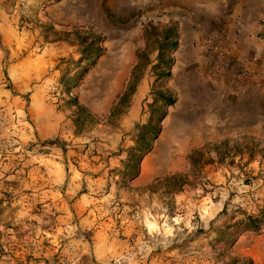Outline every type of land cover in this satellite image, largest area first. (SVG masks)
<instances>
[{"label":"rangeland","instance_id":"rangeland-1","mask_svg":"<svg viewBox=\"0 0 264 264\" xmlns=\"http://www.w3.org/2000/svg\"><path fill=\"white\" fill-rule=\"evenodd\" d=\"M148 11L141 0H0V264H264V67L226 48L221 21L182 58L177 27ZM167 27L176 46L156 79ZM81 39L99 47L92 60ZM50 46L58 72L42 83ZM155 90L173 102L151 103ZM36 97L66 112L51 138L34 133ZM160 112L137 171L121 176L139 126ZM247 215L263 223L244 229Z\"/></svg>","mask_w":264,"mask_h":264},{"label":"crops","instance_id":"crops-1","mask_svg":"<svg viewBox=\"0 0 264 264\" xmlns=\"http://www.w3.org/2000/svg\"><path fill=\"white\" fill-rule=\"evenodd\" d=\"M141 1L147 4L150 15L158 14L161 22L164 24L172 22L177 27L179 46H181L178 51L180 57H191L195 53L192 43H196L204 33L212 30L218 24L216 21H221L226 28V48L243 59L251 60L254 57L257 65L263 70L264 0ZM55 48V46L47 47L38 54L39 67L42 68L44 65L43 71L41 70L38 75L42 78V83L57 76V69L50 70L48 66L59 56ZM42 83L41 85L44 86L45 84ZM142 87L143 85L140 86L141 90ZM138 100L137 94L128 110V118L135 116ZM30 102L29 114L36 128L34 131L36 136L42 139L55 136L67 118L65 110H55L44 101H40L38 97Z\"/></svg>","mask_w":264,"mask_h":264},{"label":"trees","instance_id":"trees-1","mask_svg":"<svg viewBox=\"0 0 264 264\" xmlns=\"http://www.w3.org/2000/svg\"><path fill=\"white\" fill-rule=\"evenodd\" d=\"M81 57L80 59H86L87 61L92 60L89 55H97L99 47L95 45L93 40L81 39ZM176 46L175 34L173 28L167 27L162 29L161 33L157 34V38L154 40V48L157 50L156 62L151 66L155 71L156 79L164 78L169 75L168 67L171 62V58L168 55V52ZM138 68V62L133 66V69L130 73L129 86L127 88L128 94L132 93L134 90L135 83L138 79L136 70ZM125 94L121 95V98ZM153 102L161 101L164 105H169L173 102V98L170 95L165 94L161 90L153 91ZM71 102L77 107L79 114L84 113V110L76 104V100L73 98ZM163 112L156 114L155 116H150L146 123L142 124L138 128L136 138L134 140L133 146L127 151L125 159L122 161L123 168L119 171L121 176L131 177L137 171V162L141 155L149 148V142L154 137L158 129V121L161 118ZM88 115V114H87ZM264 211V209H263ZM242 225L244 229L256 230L263 223L262 218L257 216L247 215L245 218L238 222ZM249 264L250 260L245 259L244 264Z\"/></svg>","mask_w":264,"mask_h":264},{"label":"built area","instance_id":"built-area-1","mask_svg":"<svg viewBox=\"0 0 264 264\" xmlns=\"http://www.w3.org/2000/svg\"><path fill=\"white\" fill-rule=\"evenodd\" d=\"M242 73L244 74V73H245V71H242L241 73H238L237 75H238V76H240Z\"/></svg>","mask_w":264,"mask_h":264}]
</instances>
